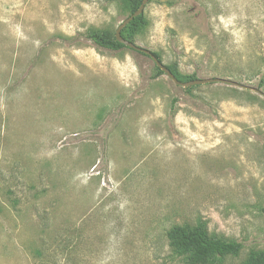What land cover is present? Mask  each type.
Returning a JSON list of instances; mask_svg holds the SVG:
<instances>
[{"label": "rangeland", "instance_id": "374dc122", "mask_svg": "<svg viewBox=\"0 0 264 264\" xmlns=\"http://www.w3.org/2000/svg\"><path fill=\"white\" fill-rule=\"evenodd\" d=\"M140 53L97 48L120 0H0V264H187L203 226L264 250V0H149Z\"/></svg>", "mask_w": 264, "mask_h": 264}, {"label": "trees", "instance_id": "16d2710c", "mask_svg": "<svg viewBox=\"0 0 264 264\" xmlns=\"http://www.w3.org/2000/svg\"><path fill=\"white\" fill-rule=\"evenodd\" d=\"M124 10L128 16H132L138 11L143 3V0H120ZM147 19L143 14L134 18L123 30L122 37L129 42L134 43L135 37L146 28ZM88 39L96 45L97 48L108 51H122L132 49L119 43L116 38V31H97L90 30ZM135 52V51H133ZM138 53V52H137ZM147 56L143 53H140ZM152 54L162 62L161 56L158 53ZM149 57V56H147ZM150 58V57H149ZM175 78L182 82H192L196 80L195 76H183L175 66H167ZM155 69L158 75H163L156 65ZM262 81L259 86L263 87ZM193 87L185 88L186 91L192 90ZM169 247L176 256L181 257L187 264H207L211 259H224L228 256H236L242 249V244L236 241L224 240L216 238L208 233L205 227L196 226H175L172 227L166 234ZM243 264H264V250L250 257Z\"/></svg>", "mask_w": 264, "mask_h": 264}, {"label": "water", "instance_id": "95a60500", "mask_svg": "<svg viewBox=\"0 0 264 264\" xmlns=\"http://www.w3.org/2000/svg\"><path fill=\"white\" fill-rule=\"evenodd\" d=\"M149 0H143L142 5L140 6V8L138 9L137 12H135L132 16H129L126 20H124L120 26H118V28L116 29V38L117 41L123 45H125L126 47L132 49L135 52L138 53H143L147 56L150 57V59L154 62V64L161 70L164 72V74L166 75V77L171 80L176 86H180L183 88H190V87H194V86H198V85H205V84H223V85H227L230 87H234V88H241V89H246V90H252L257 92L258 94L261 95V92L257 89L242 85L238 82H235L233 80L230 79H222V78H207V79H198V80H194L192 82H186V83H182L180 81H178L175 76L171 73V71L162 63L160 62L153 54L151 51L141 48L140 46H138L135 43L129 42L126 39H124L122 37V30L136 17L140 16L141 14L144 13L145 7L147 5Z\"/></svg>", "mask_w": 264, "mask_h": 264}]
</instances>
